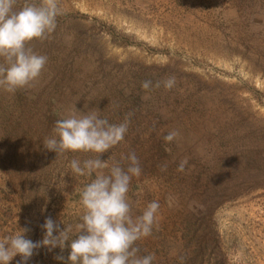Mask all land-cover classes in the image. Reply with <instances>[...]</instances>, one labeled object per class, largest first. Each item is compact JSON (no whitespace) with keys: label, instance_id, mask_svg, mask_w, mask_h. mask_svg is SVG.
Listing matches in <instances>:
<instances>
[{"label":"rangeland","instance_id":"374dc122","mask_svg":"<svg viewBox=\"0 0 264 264\" xmlns=\"http://www.w3.org/2000/svg\"><path fill=\"white\" fill-rule=\"evenodd\" d=\"M59 4L56 30L29 44L48 58L41 75L15 93L0 89V240L28 228L26 238L41 241L48 217L75 231L80 192L97 173L76 175L70 162L97 154L57 155L43 142L57 120L96 108L113 124L132 114L124 140L100 156L126 169L121 156L137 155L132 215L160 205L139 255L154 253V264H264V0ZM172 76V89L154 86ZM172 130L180 135L166 142ZM70 243L40 247L27 264H70Z\"/></svg>","mask_w":264,"mask_h":264},{"label":"clouds","instance_id":"9594fccd","mask_svg":"<svg viewBox=\"0 0 264 264\" xmlns=\"http://www.w3.org/2000/svg\"><path fill=\"white\" fill-rule=\"evenodd\" d=\"M62 14L59 0H39V3L24 0L20 6L18 0H0V58L3 59L0 89L15 93L30 86L41 75L48 58L36 53L29 44L33 40H46L56 30L57 18ZM161 83L170 90L176 80L174 76L168 77L154 86L159 88ZM141 87L150 90L153 82L143 81ZM99 112L93 108L57 120L54 135L43 142L48 151L57 155L69 151L97 154L82 162L79 159L70 162L76 175L91 177L97 173L80 192L83 213L74 225L75 231L73 226L65 224L61 229L60 224L48 217L41 226L43 239L34 242L25 236L30 229L21 228L18 234L0 240V264H9L17 255L21 256L20 264H27L34 250L40 247H47L49 251L57 247L63 250L68 241H71L67 258L70 264H154L155 254L139 255L136 242L152 235L153 229L158 227L159 202L151 201L134 217L128 197L132 178L142 172L137 155L131 152L121 156V160L128 162L126 169L118 161L110 165L100 159L101 154L124 140L132 114L128 113L123 122L113 124ZM179 135L178 130H172L163 139L172 142ZM186 165L187 160L181 161L177 171L183 172ZM161 170L166 171V165ZM73 236L76 238L72 239ZM56 259L64 258L57 256Z\"/></svg>","mask_w":264,"mask_h":264}]
</instances>
